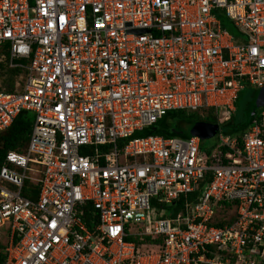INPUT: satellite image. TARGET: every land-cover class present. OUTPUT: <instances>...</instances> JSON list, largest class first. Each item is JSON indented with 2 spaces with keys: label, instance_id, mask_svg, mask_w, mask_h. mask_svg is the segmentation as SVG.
Wrapping results in <instances>:
<instances>
[{
  "label": "built area",
  "instance_id": "built-area-1",
  "mask_svg": "<svg viewBox=\"0 0 264 264\" xmlns=\"http://www.w3.org/2000/svg\"><path fill=\"white\" fill-rule=\"evenodd\" d=\"M0 54V132L33 115L0 164V264H264V108L219 130L264 86V0H0ZM205 109L207 154L131 137Z\"/></svg>",
  "mask_w": 264,
  "mask_h": 264
},
{
  "label": "trees",
  "instance_id": "trees-1",
  "mask_svg": "<svg viewBox=\"0 0 264 264\" xmlns=\"http://www.w3.org/2000/svg\"><path fill=\"white\" fill-rule=\"evenodd\" d=\"M6 65V64H5ZM1 67V65H0ZM4 67V66H3ZM8 77L4 80V88H0L4 92H11L13 86L14 76L19 73L18 69H9L6 68ZM258 110H255V113ZM236 113V112H235ZM235 113L229 116L227 120H224L220 126L224 124L231 125L229 131L224 132L227 135H237L241 133L249 124L250 118L245 123H235L234 117ZM33 115L27 111H21L12 121L11 125L4 131L0 132V164L3 158V154L6 150H22L25 146L27 136L29 134L30 126L32 123ZM196 122H206V123H215V116L212 109H205L199 111H186V110H177L170 111L167 114L157 121L154 125L146 127L141 131L134 132L131 137H144V136H162V137H181L186 138L189 136V133L184 136L183 126L187 125L192 127ZM204 153V152H203ZM208 153V152H207ZM204 153V154H207ZM24 195V192H22ZM191 194L188 198H192ZM181 200L179 198L171 206H168L166 210L170 213L176 212L181 208ZM88 207L85 208L82 216L86 219L88 214Z\"/></svg>",
  "mask_w": 264,
  "mask_h": 264
},
{
  "label": "rangeland",
  "instance_id": "rangeland-1",
  "mask_svg": "<svg viewBox=\"0 0 264 264\" xmlns=\"http://www.w3.org/2000/svg\"><path fill=\"white\" fill-rule=\"evenodd\" d=\"M212 15L220 22L221 27L229 34L235 35L236 30L233 27L232 23L226 18L224 13L219 10H213ZM0 88H4V80L7 79L8 74L6 72V65L5 61L0 54ZM4 66V67H3ZM258 91H255L253 88H249L247 86L244 87L243 91H241L238 95L237 100L234 103V107H236V113L234 117L235 123H245L249 119L250 112L253 113L255 110L259 108L258 104ZM220 115V112L218 111V116ZM215 124V123H213ZM191 127H188L187 125L183 126L184 129V136L189 133ZM231 128V125L224 124L222 126L219 125V130L222 134L224 132L229 131ZM182 137V136H181ZM215 138L212 136L210 138H205L201 140L200 142V149L201 152L207 153L208 151L212 150L215 146Z\"/></svg>",
  "mask_w": 264,
  "mask_h": 264
},
{
  "label": "water",
  "instance_id": "water-1",
  "mask_svg": "<svg viewBox=\"0 0 264 264\" xmlns=\"http://www.w3.org/2000/svg\"><path fill=\"white\" fill-rule=\"evenodd\" d=\"M258 106L259 108H264V86L260 88V92L258 94ZM217 126L212 123H206V122H196L189 130V136H195L198 137L200 140H203L205 138L212 137L216 131Z\"/></svg>",
  "mask_w": 264,
  "mask_h": 264
},
{
  "label": "crops",
  "instance_id": "crops-1",
  "mask_svg": "<svg viewBox=\"0 0 264 264\" xmlns=\"http://www.w3.org/2000/svg\"><path fill=\"white\" fill-rule=\"evenodd\" d=\"M219 23H220V22H219ZM220 26H221V25H220ZM221 28H222V27H221ZM222 29H223V28H222ZM230 35H231V34H230ZM232 36L235 37V38H238V37H239L237 31H236V34H235V35H232ZM245 86H247V87H249V88H253V87H251V86L244 85L241 91H243V89H244ZM253 89H255V91H258V93L260 92V89H256V88H253ZM241 91H239V92L237 93L236 100H237L238 95H239V93H240ZM236 100H235V101H236ZM234 103H235V102H234ZM233 108H234V110H233L232 114H234V113L236 112V107H234V104H233ZM257 110L259 111V110H261V108H258ZM258 111H257V112H258ZM257 112H256V113H257ZM256 113H255V111H254L253 113L250 112V114H249L248 117L251 119L254 115H256ZM232 114H231V115H232ZM231 115H230V116H231ZM212 124H213V123H212Z\"/></svg>",
  "mask_w": 264,
  "mask_h": 264
}]
</instances>
